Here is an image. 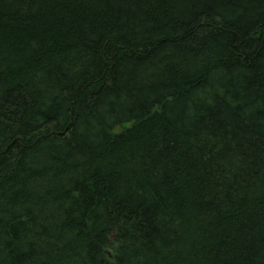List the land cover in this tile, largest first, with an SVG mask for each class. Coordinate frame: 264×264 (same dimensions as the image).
<instances>
[{
	"label": "trees",
	"instance_id": "16d2710c",
	"mask_svg": "<svg viewBox=\"0 0 264 264\" xmlns=\"http://www.w3.org/2000/svg\"><path fill=\"white\" fill-rule=\"evenodd\" d=\"M0 264H264V0H0Z\"/></svg>",
	"mask_w": 264,
	"mask_h": 264
}]
</instances>
